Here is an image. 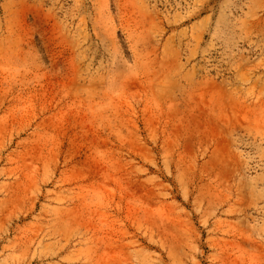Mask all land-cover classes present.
Here are the masks:
<instances>
[{
	"label": "rangeland",
	"instance_id": "obj_1",
	"mask_svg": "<svg viewBox=\"0 0 264 264\" xmlns=\"http://www.w3.org/2000/svg\"><path fill=\"white\" fill-rule=\"evenodd\" d=\"M0 264H264V0H0Z\"/></svg>",
	"mask_w": 264,
	"mask_h": 264
}]
</instances>
